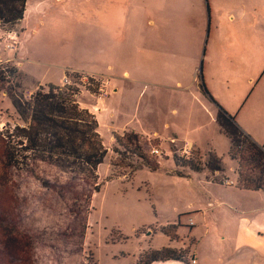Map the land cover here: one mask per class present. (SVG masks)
I'll list each match as a JSON object with an SVG mask.
<instances>
[{
    "label": "rangeland",
    "instance_id": "obj_1",
    "mask_svg": "<svg viewBox=\"0 0 264 264\" xmlns=\"http://www.w3.org/2000/svg\"><path fill=\"white\" fill-rule=\"evenodd\" d=\"M0 76V264H135L161 248L181 258L150 264H264V192L238 188L215 120L220 107L264 146V0H27L19 35L0 37ZM64 77L108 150L97 179L4 161L23 125L7 91L30 99ZM124 131L157 168L114 151ZM209 152L224 172L181 166Z\"/></svg>",
    "mask_w": 264,
    "mask_h": 264
},
{
    "label": "trees",
    "instance_id": "obj_2",
    "mask_svg": "<svg viewBox=\"0 0 264 264\" xmlns=\"http://www.w3.org/2000/svg\"><path fill=\"white\" fill-rule=\"evenodd\" d=\"M26 3L27 0H0V37L9 32L19 35ZM17 71L15 67L8 73L12 75ZM0 79L5 80L2 76ZM79 85V80L71 85H46L38 88L30 99H25L15 89L7 91L23 125L7 132L3 143L6 165L20 168L27 166L29 161H43L55 165L62 172L71 173L74 178L90 176L97 179L96 169L108 150L100 137L96 116L78 104ZM215 120L218 128L228 137V156L236 161L238 188L264 192V146L241 130L234 118L220 107ZM113 139L117 143L115 152L127 154L126 150L144 164L157 168L144 156L139 133L124 131ZM197 154L194 159L182 160L181 166L193 172L208 170V178L214 173L224 172L217 154L209 152L205 158ZM122 162L125 168L132 171L137 168L136 165L132 168L133 163L123 158ZM112 165L114 169V163ZM118 175L113 171L112 176ZM94 189L97 191L98 187ZM181 253L170 248L150 250L142 254L135 264L178 260Z\"/></svg>",
    "mask_w": 264,
    "mask_h": 264
},
{
    "label": "built area",
    "instance_id": "obj_3",
    "mask_svg": "<svg viewBox=\"0 0 264 264\" xmlns=\"http://www.w3.org/2000/svg\"><path fill=\"white\" fill-rule=\"evenodd\" d=\"M13 45H14L13 42H12V43H8V44H6V49H8V50L12 49V48H13ZM15 47H16V46H15ZM12 50H13V49H12ZM106 84L109 86L108 82L105 81V80H103V84H102V86L99 87L98 95H99L100 98H104V97H106V96L108 95V92H107V90H106V86H107ZM63 85H71V80H70L68 77H64V79H63ZM188 148H190V147H189V143L186 142V143L184 144V150H182L180 153H181V154H185V153H187V152L189 151V150L187 151ZM151 152L157 154V153H158V150H156L155 148H153V149L151 150ZM225 183H226V184H230L231 181H227V180H226ZM189 223L192 224L191 221H190ZM190 264H196V259H195L194 256L191 258V260H190Z\"/></svg>",
    "mask_w": 264,
    "mask_h": 264
},
{
    "label": "crops",
    "instance_id": "obj_4",
    "mask_svg": "<svg viewBox=\"0 0 264 264\" xmlns=\"http://www.w3.org/2000/svg\"><path fill=\"white\" fill-rule=\"evenodd\" d=\"M115 91H116V89H114ZM82 107H84V108H87L90 112H91V110L88 108V107H86V106H82ZM92 114H94L93 112H91ZM189 143V142H188ZM227 178V177H226ZM228 179V178H227ZM235 180H236V174H235ZM232 184V181H231V183L230 184H227V185H231Z\"/></svg>",
    "mask_w": 264,
    "mask_h": 264
},
{
    "label": "water",
    "instance_id": "obj_5",
    "mask_svg": "<svg viewBox=\"0 0 264 264\" xmlns=\"http://www.w3.org/2000/svg\"><path fill=\"white\" fill-rule=\"evenodd\" d=\"M149 233H147V235H148Z\"/></svg>",
    "mask_w": 264,
    "mask_h": 264
}]
</instances>
